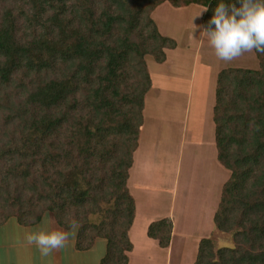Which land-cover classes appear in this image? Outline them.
I'll return each instance as SVG.
<instances>
[{"label": "trees", "instance_id": "trees-1", "mask_svg": "<svg viewBox=\"0 0 264 264\" xmlns=\"http://www.w3.org/2000/svg\"><path fill=\"white\" fill-rule=\"evenodd\" d=\"M166 2L207 9L204 28L220 0H0V226H35L49 213L65 230L77 225L80 250L105 240L100 264H128L146 58L163 64L177 48L152 18ZM255 54L257 70L219 72L213 107L217 160L230 173L213 223L233 247L203 239L194 264H264V54ZM173 229L165 218L147 235L167 249Z\"/></svg>", "mask_w": 264, "mask_h": 264}, {"label": "rangeland", "instance_id": "rangeland-1", "mask_svg": "<svg viewBox=\"0 0 264 264\" xmlns=\"http://www.w3.org/2000/svg\"><path fill=\"white\" fill-rule=\"evenodd\" d=\"M204 10L205 8L196 5L176 9L166 2L159 6L152 15L160 33L174 39L179 45V50L171 56V61L167 65L157 64L152 57L146 58L155 88L146 96L147 109L140 138L141 149L137 154L138 163L133 172L132 182L128 186L132 189L131 194H135L139 201V220H141L145 218L143 213L153 214V218L160 216L163 218L172 202L175 184L178 185L176 186L177 209L175 216H172V221L176 218L179 234L186 235V242L181 252L177 248L171 247L170 249L169 246L170 250L165 264L194 263L197 257L195 241L197 233L201 232L198 228H202L203 234L204 231L208 232L207 229H210L212 225L210 212L219 202V187L215 181L218 178L226 180L229 174L219 164L216 166L215 163L218 162L213 154V161H210L208 156L204 155L206 150L202 152L200 148L194 147L189 150L188 147L184 149L181 146L182 121L186 117H191L195 112V102L190 105L188 97L190 94L198 95L197 87L188 93L191 74L193 71L196 73V75L194 73L193 83L200 88L202 85L207 86L204 93L209 92L207 99L209 97L210 102L212 98H215L217 75L221 70L228 68L257 70L259 68L255 52L245 53L230 62L217 59L206 38L201 34L204 29L202 25V16L205 13L202 11ZM200 13L201 15L198 16ZM173 84L182 87L183 90L175 92ZM208 115V122L214 128L210 109ZM172 116L178 119V121L175 120V124L170 123ZM180 151L184 155H181ZM206 153L209 154V152ZM180 155L182 156L181 161L179 160ZM219 171L223 172L219 173ZM150 203L151 207L147 208L146 206ZM137 237L138 240L141 239L140 235ZM209 238L214 239L218 247H233L232 236L217 232L215 227L214 233ZM140 248L141 251L145 250L143 246ZM144 252H149L152 260L156 258V262L145 264H164V256L159 261V255L154 252V248ZM158 252L161 253L162 250Z\"/></svg>", "mask_w": 264, "mask_h": 264}, {"label": "crops", "instance_id": "crops-1", "mask_svg": "<svg viewBox=\"0 0 264 264\" xmlns=\"http://www.w3.org/2000/svg\"><path fill=\"white\" fill-rule=\"evenodd\" d=\"M178 50H179V45L177 43L176 49L167 51V60L165 63L161 65H167L171 61V56L174 55L175 52L177 53ZM194 73L195 71H193V73L191 74V80L189 83L190 88H188L187 90L189 93L191 91H194L195 88L197 87L198 95L194 96L193 94L192 95L190 94V97H188V102L190 105L192 102L193 103L195 102L194 103L195 112L193 113L191 117L189 116L183 119L184 121H182L183 127L181 129L182 134H181L180 142H181V146L184 147V149H186L185 147H188L190 150V148L193 149L194 147V148H200L202 152L206 150L204 152V155L208 156V160L213 161L212 154L214 155L213 157H216L217 159V153H216V149L214 150V146H215V138L213 137L214 128H212V126L208 122L209 121L208 113L210 109L212 113V119H213V107L215 104V98L214 99L212 98V100L209 102V97L207 99V95L209 92L204 93L207 86L202 85V88H200L197 84L193 83V81L195 80V75H196V73L195 75ZM151 78H152V88L149 91V93L153 91V89L155 88L154 79L152 75H151ZM173 85H174L173 89L175 92H178V91L180 92L183 90L182 87H177L176 84H173ZM157 88H158V85H157ZM205 102H208V103L205 104ZM146 109H147V106L145 103V109L143 112L144 124H145ZM175 120L178 121L177 117L172 116V120L170 121V123L175 124ZM143 127L141 129L140 138H141ZM140 138L138 142V148L136 152L134 153V162H133V166L130 171V180L128 181L129 182L128 185L131 184L132 182L133 172H135L136 165L138 163L137 154L141 149L140 148ZM180 152H181V155H184L182 151ZM206 152H209V154L207 155ZM191 153L192 152H190V154ZM181 155L179 157L180 161L182 158ZM142 160H144V158ZM215 164L216 166H218L217 164H219V162ZM219 166L221 165L219 164ZM221 168L223 167L221 166ZM223 170H225V168H223ZM220 172H223V171H219V173ZM229 176H230V173L228 174V177L226 180L229 179ZM226 180H222L218 178L217 181H215V184L217 185V187H219V200L218 201H220L222 187L226 183ZM176 186L178 185L175 184L173 199H172V202L170 203L168 212L166 215L163 216V218H161V216L158 218H153L154 217L153 214L143 213L145 218H142L141 220H139L140 204H139V201L136 199L135 194L132 193L135 199V203H136V217H135L133 226L129 233L130 240L133 244V250L128 254V257H129L128 264H145L146 262L151 263L152 261L156 262V258H153V260L150 258L149 252H144L149 249L152 250V248H154V252L158 253L159 261L161 260V257L164 256L165 258L164 264L167 260L166 258H168V252L171 249V247L177 248L181 252L182 246L186 242V235L179 234L180 232L176 224L177 223L176 218H174V221H173L174 229H173V236H172V241L170 244V249H168L169 247L167 249L160 248L158 245V242L149 238L147 235V230L150 224H152L153 222L162 220L164 218H170L172 220V216H175V212L177 209L176 201L178 198V194L176 195ZM129 189L130 191H132L131 188ZM215 202H217V199L214 201V207H215ZM216 205H217L215 207L216 209L214 208V210L210 212L211 213L210 223L212 225L210 229H207L208 232L204 231V234H203L202 228H198L199 231L201 232L197 233L198 236L195 241V251H198V246L201 240L209 238L214 233L213 218L218 208L219 202H217ZM146 207L150 208L151 203L150 205H147ZM206 215L209 218V215L207 213ZM39 230L70 232L71 235L69 236V239L65 242V246L63 248L53 250L48 256L44 257L40 255L35 244H28L25 240L26 234L39 231ZM77 234H78L77 228L71 229V230H65L64 228L58 225V223L54 220L53 216L49 213L44 215V217L42 218V221L39 224L35 226H31V227L21 226L16 221V219H10L4 225L0 226V264H100L104 256L106 255V250H107L106 241L103 239H98L91 249L80 250L78 249L76 245L77 244ZM137 235L141 236L140 240H138ZM140 246L145 247L144 248L145 250L141 251ZM159 250H162L163 253L162 252L159 253L158 252Z\"/></svg>", "mask_w": 264, "mask_h": 264}, {"label": "clouds", "instance_id": "clouds-1", "mask_svg": "<svg viewBox=\"0 0 264 264\" xmlns=\"http://www.w3.org/2000/svg\"><path fill=\"white\" fill-rule=\"evenodd\" d=\"M193 28L195 31L194 25ZM201 34L220 61L230 62L251 52L264 54V0H230L227 4L220 0ZM70 227L75 229L77 225ZM70 235V232L39 230L26 234L25 240L35 244L40 255L46 257L53 250L63 248Z\"/></svg>", "mask_w": 264, "mask_h": 264}]
</instances>
